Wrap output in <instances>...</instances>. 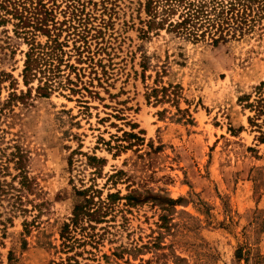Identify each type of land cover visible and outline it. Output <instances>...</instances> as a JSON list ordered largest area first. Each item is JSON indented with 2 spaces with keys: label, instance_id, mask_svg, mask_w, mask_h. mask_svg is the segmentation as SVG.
Segmentation results:
<instances>
[{
  "label": "rangeland",
  "instance_id": "obj_1",
  "mask_svg": "<svg viewBox=\"0 0 264 264\" xmlns=\"http://www.w3.org/2000/svg\"><path fill=\"white\" fill-rule=\"evenodd\" d=\"M85 1L89 27L101 28L90 41L96 73L76 63L71 39L68 63L84 76L61 66L79 94L41 98L34 81L25 105H6L12 88L27 90L28 46L14 20L0 25V264H264L255 259L264 257V143L239 101L264 80V18L240 40L192 45L164 30L144 34V0ZM53 8L55 21L67 19L64 0ZM161 86L175 101L146 99ZM124 133L142 141L118 152ZM87 156L105 164L96 169ZM118 170L125 176L112 184ZM127 186L182 201L168 212L121 201L64 245L77 191L104 199Z\"/></svg>",
  "mask_w": 264,
  "mask_h": 264
},
{
  "label": "trees",
  "instance_id": "obj_2",
  "mask_svg": "<svg viewBox=\"0 0 264 264\" xmlns=\"http://www.w3.org/2000/svg\"><path fill=\"white\" fill-rule=\"evenodd\" d=\"M55 1L0 0V25L14 20L16 33L22 35L28 46L21 73L22 82L27 90L25 93L20 91L17 94L16 88H12L5 103L8 106L25 105L32 90L30 84L34 81L37 82L35 94L41 98H48L57 91H68L71 95L80 93L81 89H77V82L73 83L69 76L65 78V82L61 80L62 65L74 73L77 80L84 76V68H77L68 63L71 56L64 48L68 47L70 39L73 42L72 50L75 52L76 63L82 64L87 61L91 73H96L90 41L101 38V28L89 27L91 15L86 12V1L64 0V14L67 19L61 22L55 21L54 18ZM48 3L51 5L47 6ZM144 11L147 16L145 22L147 30L143 32L144 34L153 30H164L182 43L218 46L240 40L254 31V27L264 18V0H144ZM91 31L94 33L91 34ZM63 33L65 36L60 40ZM38 35L45 37L46 40L43 43L37 41ZM64 57L67 59L64 60ZM141 67L142 71H145L147 65L142 63ZM86 91L91 94L89 90ZM166 91L167 88L164 86L154 87L147 93L146 99L153 97L157 103L175 101L171 98V93ZM239 101L249 112L247 122L252 131L258 133L256 140L264 143V80L254 87L252 93L244 94ZM123 136L127 144L126 146L116 144L114 148L118 152L131 147V139L142 141L133 133H124ZM87 160L88 165L96 169L105 164L104 158L96 156H87ZM23 176L27 178L25 173ZM123 176L125 173L118 170L111 174L108 180L116 184ZM77 194L82 197V202L74 207L71 218L62 226L61 237L66 246L69 243L70 232L78 229H94L95 225L105 221L106 216L114 211L121 201H124L121 206L125 207L152 202L166 212L182 201L181 198L172 199L164 194H156L150 190L141 191L130 186H127V194L124 196L116 191L108 193L103 199L100 191L92 188L79 190ZM161 220L165 221L166 215H162ZM255 259L261 260L264 257L257 255Z\"/></svg>",
  "mask_w": 264,
  "mask_h": 264
}]
</instances>
